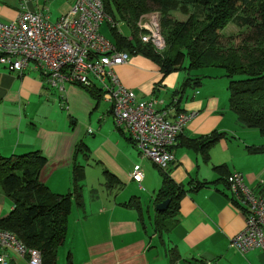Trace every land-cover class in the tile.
Returning a JSON list of instances; mask_svg holds the SVG:
<instances>
[{
  "label": "crops",
  "instance_id": "obj_1",
  "mask_svg": "<svg viewBox=\"0 0 264 264\" xmlns=\"http://www.w3.org/2000/svg\"><path fill=\"white\" fill-rule=\"evenodd\" d=\"M75 1L0 0V20L10 22L30 10L55 22ZM217 70L200 88L182 93L184 81L201 76L199 71L193 77L186 71L164 76L159 65L142 55H131L129 63L115 69L139 101H157L169 119L179 112L196 115L175 143L169 171L174 183L187 191L179 202L178 222L170 231L156 233L155 197L163 186V172L142 158L127 132L116 127L111 104H101L70 84L61 93L40 71L12 73L0 63V157L40 152L47 158L41 183L55 194L78 198H73L67 237L57 249L55 264H264L263 251L242 254L231 246L246 220L233 204L227 183L230 174L240 173L247 186L264 195V153L248 151L264 146V137L239 123L229 105L228 79ZM175 98L180 99L178 107L172 105ZM215 131L227 135L206 151L208 158L189 147ZM136 166L141 167V183L131 177ZM77 168L84 171L78 193L73 182ZM132 199L140 208L126 205ZM14 208L0 188V218ZM172 248L179 253L176 260L168 253ZM11 264L29 262L13 255Z\"/></svg>",
  "mask_w": 264,
  "mask_h": 264
},
{
  "label": "trees",
  "instance_id": "obj_2",
  "mask_svg": "<svg viewBox=\"0 0 264 264\" xmlns=\"http://www.w3.org/2000/svg\"><path fill=\"white\" fill-rule=\"evenodd\" d=\"M103 2L107 14L116 23L124 22L133 31L132 38H128L110 27L114 38L111 41L118 50L150 59L160 66L164 76L186 71L193 77L192 72L205 68L223 70L224 76L230 80L227 88L229 105L239 123L249 129L258 130L264 137V0ZM152 11L161 14V32L165 40V48L161 51L153 44L143 43L138 36L140 18ZM173 12H180L187 19L174 20L170 18ZM231 24L240 30L239 33L243 36L242 46L222 43L223 32ZM205 78L197 76L194 79H186L181 92L200 88ZM81 87L97 101L103 100L104 92L96 85ZM179 102L180 99L175 98L172 105L178 107ZM226 135L215 131L188 145L202 150L208 158L206 151ZM130 140L133 142L131 138ZM248 151L251 154H262L264 146H252ZM46 163L47 158L37 151L7 158L0 157V188L15 205L7 217L0 218V229L15 233L28 247L39 249L43 254V264H55L57 249L67 237L73 198H78L74 193L55 194L41 183L40 173ZM222 169L223 167L215 168L220 172ZM76 170L80 172H76L73 182L74 192L77 189L78 193L81 187L77 183L84 171L81 168ZM160 170L163 172L164 182L155 197L156 206L166 200H170V204L166 211L156 212V233L168 232L178 222L179 202L187 192L174 183L170 169ZM207 184L209 183L200 184L197 189ZM233 202L242 207L234 199ZM126 205L140 208L137 199H132ZM168 253L172 260L179 258L176 248L170 249Z\"/></svg>",
  "mask_w": 264,
  "mask_h": 264
},
{
  "label": "built area",
  "instance_id": "obj_3",
  "mask_svg": "<svg viewBox=\"0 0 264 264\" xmlns=\"http://www.w3.org/2000/svg\"><path fill=\"white\" fill-rule=\"evenodd\" d=\"M31 1V0H30ZM144 15L138 22L139 38L161 50L164 41L155 17ZM108 22L118 31L106 12L103 0H76L70 11L55 22L34 11H24L10 22L0 20V63L10 72L23 74L32 68L42 72L50 87L64 92L67 84L103 90V100L111 104L114 122L132 139L142 158L162 170H169L175 160L173 148L187 123L196 115L179 113L174 120L157 101H139L136 93L126 88L115 69L129 63V52L120 51L101 32ZM121 33L120 31H118ZM141 183L140 166L131 174ZM227 183L233 199L245 213V228L231 239V246L242 254L264 252V195L244 182L243 175L233 173ZM43 264L39 249L28 247L18 236L0 229V264H11L12 256Z\"/></svg>",
  "mask_w": 264,
  "mask_h": 264
},
{
  "label": "rangeland",
  "instance_id": "obj_4",
  "mask_svg": "<svg viewBox=\"0 0 264 264\" xmlns=\"http://www.w3.org/2000/svg\"><path fill=\"white\" fill-rule=\"evenodd\" d=\"M148 15H151L150 17H148V19L150 20L152 17H155L157 22H158V26H159V33H160V36L162 37L163 41H164V44L161 48V50H163L165 48V40L162 36V32H161V14L158 12V11H152L150 14ZM170 18L174 19V20H177V21H185L187 19V17L183 14H181L180 12H173L170 14ZM118 31H120L122 33V35H124L125 37H128V38H132L133 36V31L132 29L124 22H118ZM239 29L231 24L229 25L226 30L223 32V37H222V43L224 45H228V44H233L235 46H242V37L239 33ZM101 32L102 34L107 37L108 39L110 40H114L112 34H111V31H110V26L108 24L107 21H105V23L102 25L101 27ZM160 50V51H161ZM185 66H187V61L185 63ZM218 68H205V69H202L200 70L199 72H197V74L201 75V76H213L212 74H215L213 72H217ZM222 80V79H220ZM230 82V80H228V83ZM79 87V86H77ZM79 88H82L83 90H85L83 87H79ZM101 104H106L104 103V100L101 101ZM106 105H109V104H106ZM104 187V186H103ZM107 187V186H106ZM113 188H115L116 186L112 185ZM153 213H155V210H153L152 212V217H153ZM154 218V217H153Z\"/></svg>",
  "mask_w": 264,
  "mask_h": 264
},
{
  "label": "water",
  "instance_id": "obj_5",
  "mask_svg": "<svg viewBox=\"0 0 264 264\" xmlns=\"http://www.w3.org/2000/svg\"><path fill=\"white\" fill-rule=\"evenodd\" d=\"M169 204H170V200H166L164 201L163 203L157 205V210L159 212H164L167 210V208L169 207Z\"/></svg>",
  "mask_w": 264,
  "mask_h": 264
}]
</instances>
